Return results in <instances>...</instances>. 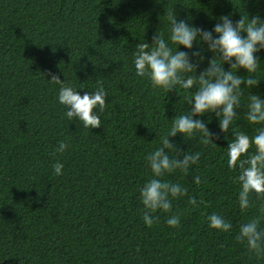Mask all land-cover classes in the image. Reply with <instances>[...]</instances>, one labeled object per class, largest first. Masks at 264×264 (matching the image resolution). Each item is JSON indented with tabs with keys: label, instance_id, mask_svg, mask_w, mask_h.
Segmentation results:
<instances>
[{
	"label": "trees",
	"instance_id": "obj_1",
	"mask_svg": "<svg viewBox=\"0 0 264 264\" xmlns=\"http://www.w3.org/2000/svg\"><path fill=\"white\" fill-rule=\"evenodd\" d=\"M169 13L211 29L225 14L234 21L264 14V3L0 0V264H264V255L235 238L240 224L261 215L264 193L251 192L249 206L240 208L239 167H229L225 149L232 127L221 132L214 113L202 117L214 143L169 137L176 146L170 156L189 151L200 158L187 172L161 177L187 191L170 197L168 211L150 213L157 217L151 226L142 219L139 189L152 178L145 157L189 108V92L154 88L133 64L137 43L151 42L157 30L167 35ZM258 57L249 74L257 85L244 89L234 125L249 136L260 125L245 116L247 96H264V49ZM206 65L207 59L198 71ZM50 73L81 94L106 89L99 128L64 116ZM59 141L69 145L62 153L55 151ZM57 161L61 175L53 171ZM213 212L231 229L209 227ZM171 215L179 217L177 226L166 223Z\"/></svg>",
	"mask_w": 264,
	"mask_h": 264
},
{
	"label": "clouds",
	"instance_id": "obj_2",
	"mask_svg": "<svg viewBox=\"0 0 264 264\" xmlns=\"http://www.w3.org/2000/svg\"><path fill=\"white\" fill-rule=\"evenodd\" d=\"M256 2L264 3V0ZM167 20V35L157 30L151 42H139L132 51L137 76L147 77L154 88L166 91L183 89L190 93L187 98L188 111L172 118L171 126L161 137V145L145 157L152 178L140 187L139 198L146 209L142 219L148 226L157 219L150 213L168 211L172 207L170 197L183 195L187 191L179 183L161 177L176 169L187 172L200 158V152L189 151H185L182 157L177 154L170 156V151L175 150L176 146L169 137L180 134L186 139L198 135L204 145L214 143L213 133L202 118L205 114H215L223 133L232 127L233 138L225 149L229 167H239V175L235 179L240 184V208L249 206L251 192L264 193V96L251 92L245 104L247 120L260 125L256 134L249 136L246 132L236 131L234 126L244 89L257 85V80L249 74L256 72L260 62L258 53L264 49V14L242 15L235 21L231 14H225L211 29L192 25L174 13H169ZM205 53L211 56L206 57ZM206 59L207 65L198 71ZM241 69L247 72L246 76L238 74ZM49 75L51 82L60 85L56 98L65 107L64 116L70 121L82 122L84 128H99V112L104 110L108 96L106 89L100 86L92 92L81 94L71 83L61 81L59 75ZM193 87L195 91H192ZM68 147L64 141H59L55 151L62 153ZM63 167L57 161L53 165L54 174L61 175ZM194 182L199 184L200 177H194ZM191 203L196 204L194 197ZM259 212L260 216L240 224L235 237L238 241H245L249 251L258 256L264 255V228L260 227L264 205L260 206ZM207 220L209 227L221 231H228L232 227L230 221L215 212ZM179 222L177 215L166 219L169 226H177Z\"/></svg>",
	"mask_w": 264,
	"mask_h": 264
}]
</instances>
